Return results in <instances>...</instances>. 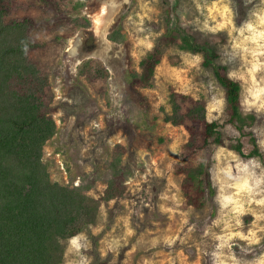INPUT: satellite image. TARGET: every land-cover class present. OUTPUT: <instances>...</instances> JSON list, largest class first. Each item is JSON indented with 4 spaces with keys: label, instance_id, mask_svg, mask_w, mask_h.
Returning a JSON list of instances; mask_svg holds the SVG:
<instances>
[{
    "label": "rangeland",
    "instance_id": "rangeland-1",
    "mask_svg": "<svg viewBox=\"0 0 264 264\" xmlns=\"http://www.w3.org/2000/svg\"><path fill=\"white\" fill-rule=\"evenodd\" d=\"M19 1L26 8L15 15L40 25L31 58L46 75L57 124L43 150L51 179L98 198L117 153L133 167L125 197L100 206L97 246L86 233L65 240L63 264H91L95 251L106 264H264V0ZM177 26L217 51L241 84L243 113L255 116L245 135L224 125L225 144L196 154L211 161L216 187L202 209L185 205L176 171L187 131L165 115L174 98L183 111L189 98H203L208 119L222 124L226 101L202 54L169 40ZM158 42L145 113L127 77ZM144 130L149 149L119 148ZM251 136L258 156H249ZM239 137L243 154L230 147Z\"/></svg>",
    "mask_w": 264,
    "mask_h": 264
},
{
    "label": "trees",
    "instance_id": "trees-1",
    "mask_svg": "<svg viewBox=\"0 0 264 264\" xmlns=\"http://www.w3.org/2000/svg\"><path fill=\"white\" fill-rule=\"evenodd\" d=\"M24 8L22 1L0 0V264H63L65 240L86 233L97 246L102 233L95 234L92 229L100 206L125 197L126 181L133 174V167L123 161L122 152L117 153L109 165L107 185L98 198L80 186L51 179L43 150L55 135L57 124L46 92V75L31 58V52L39 45L35 33L40 25L30 15H15ZM170 29L167 36L171 42L202 54V65L212 71L226 101L227 117L222 124L208 119L203 98H189L190 106L184 111L174 98L171 111L165 115V121L187 131L176 171L182 176L185 205L202 209L215 196L216 187L211 161L196 162V154L212 145L225 144L221 130L224 125L234 127L240 137L245 135L255 116L243 113L241 84L225 72L217 51L197 42L180 26ZM162 53L158 42L140 61L139 71L128 73L130 94L145 113H149L151 103L143 89L153 86ZM240 137L230 147L243 154ZM250 140L253 149L249 156L260 155L256 138L251 136ZM131 146L151 147L145 130L128 138L125 147L119 148L127 151ZM106 263L95 251L91 264Z\"/></svg>",
    "mask_w": 264,
    "mask_h": 264
},
{
    "label": "bare ground",
    "instance_id": "bare-ground-1",
    "mask_svg": "<svg viewBox=\"0 0 264 264\" xmlns=\"http://www.w3.org/2000/svg\"><path fill=\"white\" fill-rule=\"evenodd\" d=\"M101 16H102V15H101ZM101 16H100V17H101Z\"/></svg>",
    "mask_w": 264,
    "mask_h": 264
}]
</instances>
